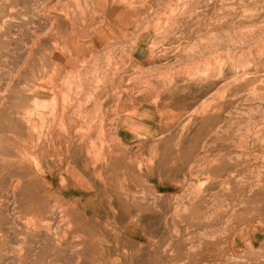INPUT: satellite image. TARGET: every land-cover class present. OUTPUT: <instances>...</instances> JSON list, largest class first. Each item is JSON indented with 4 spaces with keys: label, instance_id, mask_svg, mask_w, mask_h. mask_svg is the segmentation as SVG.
Here are the masks:
<instances>
[{
    "label": "rangeland",
    "instance_id": "rangeland-1",
    "mask_svg": "<svg viewBox=\"0 0 264 264\" xmlns=\"http://www.w3.org/2000/svg\"><path fill=\"white\" fill-rule=\"evenodd\" d=\"M47 1L0 0V264H93L97 233L91 230L97 218L84 208L100 203L88 201L96 193L114 194L117 211L128 196L143 194L150 219L181 227L196 264L205 258L206 264H264V0H225L209 8L208 0H162L160 15L146 9L140 16L145 23H130V33L109 29L113 44H121L117 51L72 58L50 49V28L42 22L52 16ZM98 1L95 16L103 28L108 7ZM70 8L75 14L82 9ZM116 10L110 17H117ZM148 15L153 17L147 21ZM166 16H172L170 23L186 18V29L175 21L169 29L160 28L157 23ZM139 36L151 48L159 47L152 53L147 46L141 53L144 59L155 54L158 64L134 61L133 41ZM109 58L116 69L110 75L104 62ZM113 81L118 89L109 88ZM121 89L147 104H166L164 119L150 124L148 170L138 169L141 130L130 142L133 147L125 148L115 134V124L124 117L116 120L108 112L104 121L96 115L98 120L89 124V109L99 108L92 98L120 97ZM65 108L68 121L81 114L74 121L76 133L62 124ZM157 177L161 181L153 185ZM79 178L87 184L75 186ZM157 191L182 195L159 201L153 196ZM206 240L213 241L207 254Z\"/></svg>",
    "mask_w": 264,
    "mask_h": 264
},
{
    "label": "crops",
    "instance_id": "crops-1",
    "mask_svg": "<svg viewBox=\"0 0 264 264\" xmlns=\"http://www.w3.org/2000/svg\"><path fill=\"white\" fill-rule=\"evenodd\" d=\"M106 6L108 8L105 10H109L110 3L106 2ZM119 25L120 28L115 25L113 26L121 31L126 30L125 32H129L131 28L128 22H126L125 25ZM138 41L135 47L132 48L134 61L136 60L138 65L145 67L147 66L145 61L149 62L148 65L150 67L158 64V62L153 63L157 60L155 57L158 56L152 54L155 51L149 46L147 40L141 37ZM147 46L151 48L152 53L148 55L149 59H144L141 57V53L147 50ZM118 84L117 81L109 83V88L118 89ZM135 98L130 96L118 98L113 95L93 98L95 102L91 104L94 106L98 105L99 108H92V110H89L92 114L95 113L94 110L97 112L95 114V120H98L96 115L100 118L99 120H105L104 118L107 117L108 112H110L109 115H115L117 117H115L116 120L120 119V117H124V120L117 121V124H115V134L125 148L132 146L130 144L132 138L138 135V130L142 131L143 137L140 142L143 143V145L138 146L137 151L141 150L143 170H148L150 166L148 164L149 159L146 158V152H148L146 147H148L149 144H146V140H148L150 136V124L152 121L164 119V110L162 108H165L166 104L161 102L165 105L162 107L163 105L160 104V102L147 104L144 101H140L145 99L138 100V98ZM187 99L188 96L183 97V102ZM121 110H126L128 113H122ZM116 111L117 113L115 114ZM74 119L76 118L74 117ZM76 120H78V118ZM88 120H90V118ZM123 147L121 146L119 148ZM69 148L81 147H79V145H72ZM163 152H165V150H163ZM157 179L158 182H152L154 183L153 185L161 181V177H157ZM179 195H182V193H169L163 191L153 193V196L159 201L166 199L170 201ZM113 196L115 195L108 193L93 194V197L88 201H99L100 203L95 204V207L92 205V208L89 207L91 204H87L84 208L87 215H92L94 211L92 216L95 220L97 218V225H94L95 232L97 233V241H94L96 247L94 249L95 252L92 254L94 255V258H92L93 264H196L193 252L187 251L190 240L187 239L186 235H182L181 227L178 228L175 225L162 224L160 220L156 218L150 219L148 216L150 209H148L147 199L143 194L142 196L136 197L133 195L132 197L128 196L127 203L120 204L121 209H118V211L114 209ZM115 210L117 212H115ZM123 217L125 221H122ZM255 242L256 241L253 240L251 243L255 245ZM230 245L232 247V245H235V242L232 244L230 243ZM212 248L213 241L206 240L203 242L202 249L204 252ZM87 261L88 260L85 259V263ZM203 261L207 262V259L205 258ZM205 262L201 264H206Z\"/></svg>",
    "mask_w": 264,
    "mask_h": 264
},
{
    "label": "bare ground",
    "instance_id": "bare-ground-1",
    "mask_svg": "<svg viewBox=\"0 0 264 264\" xmlns=\"http://www.w3.org/2000/svg\"><path fill=\"white\" fill-rule=\"evenodd\" d=\"M96 1H98V0H87V1H85V4H89V6H83V5H85L83 2H82V0H74V2H71V0H49V1H47V2H49V6L48 7H50L49 9L51 10L50 12H51V14L50 15H52L51 17H50V19L48 18V19H42V22H43V20H45L44 22H47V24L49 25V26H47V27H49L50 28V30H49V34H48V42H49V44H51V47H50V49H51V51L53 52V53H55V54H57V55H63V56H65V57H71L72 58V56H77V54H90V55H94L95 56V54L96 53H99V54H105V53H109V54H111V53H113L114 51H117V49H118V47L121 45H118V47H117V45H115V44H113V40H115V38H113L114 36H115V34H111L110 36L107 34V33H110V28H113L114 26L113 25H115V26H118L119 28H120V25L119 24H122L121 23V20L120 19H123L124 18V21H125V23L126 22H128L129 23V26H131L130 25V23H133V24H138L137 26H139L140 24H142L141 22H142V20L140 19V16H141V14H144L145 13V11H146V9L148 10V9H150V12L151 13H149L150 15H160V11H159V7H162V6H164L165 4L162 2V0H99L98 2L101 4V6L102 7H104V6H106V2H109L110 3V9L109 10H106V11H108V12H106L103 16H105V19H107L108 20V25L107 26H105V27H101L100 25H99V21L97 20V15H96V13H98L99 12V7H98V3H97V6H96ZM177 1V0H176ZM215 1V2H214ZM208 0V1H206L205 2V5H206V7H213L214 5H215V3L218 5V6H223L224 4H225V0ZM232 1V0H231ZM31 2H32V0H31ZM43 2H44V0H43ZM47 2L45 3V6L47 5ZM179 2V1H178ZM199 2V1H198ZM229 2H230V0H229ZM34 3V2H33ZM33 3H31V4H29V5H32ZM37 3V2H36ZM188 3H189V1H188ZM72 4H74V7H75V9H77L76 7H80V8H82L80 11H82V12H77L78 14H75V13H72V12H70L69 11V9H71L70 7H71V5ZM37 5V4H36ZM39 5H41V4H39ZM76 5V6H75ZM44 7V6H43ZM175 7H176V5H175ZM34 8V7H33ZM117 9L116 11H117V13H115L114 11H113V13L114 14H116L117 15V17H110V13L112 12V10L113 9ZM45 9V8H44ZM163 9V8H162ZM35 10H37V9H35ZM39 10V9H38ZM158 10V11H157ZM49 11V10H48ZM47 11V12H48ZM78 11V10H77ZM168 11V10H167ZM39 12V11H38ZM45 12V11H44ZM74 12V11H73ZM119 12V13H118ZM32 13H34V12H32ZM190 13V12H189ZM48 14V13H47ZM39 15V14H38ZM96 15V16H95ZM101 15V14H100ZM146 15V14H145ZM150 15H148V17L150 16ZM162 15V14H161ZM164 15V14H163ZM166 15V14H165ZM172 15V14H171ZM189 15V14H188ZM188 15H186V16H188ZM261 15V14H260ZM36 16V15H35ZM153 16H150L148 19H147V21L151 18V17H153ZM42 17V16H41ZM41 17L39 18V20L38 21H41L40 19H41ZM146 17V16H145ZM144 17V18H145ZM170 17H172V16H170ZM170 17H168V16H166V17H164V18H161V20L157 23V22H155V23H157V24H160V28L163 26H166L167 27V29H169V27L168 26H170V25H173L172 23L174 22V24H176V23H178L179 25H181L182 26V29L184 30V29H186V27L185 26H187L188 25V23H187V19L186 18H176V20H173V22L172 23H170V21H171V19L172 18H170ZM43 18V17H42ZM116 20H115V19ZM147 18V17H146ZM101 19V18H100ZM126 19V20H125ZM35 20V19H34ZM37 20V19H36ZM106 20V21H107ZM191 20V19H190ZM193 20V19H192ZM33 21V20H32ZM103 21V20H102ZM131 21V22H130ZM34 22V21H33ZM37 23V22H36ZM143 23H145L144 22V20H143ZM33 24H35V23H33ZM32 24V25H33ZM44 24V23H43ZM41 25V24H40ZM105 25V24H104ZM122 25H124V24H122ZM145 25V24H144ZM148 25V24H147ZM36 26V25H35ZM38 26V25H37ZM42 27V26H41ZM45 27V26H44ZM46 27V28H47ZM34 28V27H33ZM48 28V29H49ZM137 28V27H136ZM146 28V27H145ZM35 29V28H34ZM37 29V28H36ZM42 29V28H41ZM45 29V28H44ZM47 29V30H48ZM116 29V28H115ZM139 29V28H138ZM149 29V28H148ZM151 29V28H150ZM38 30V29H37ZM46 30V31H47ZM136 30V29H135ZM36 31V30H35ZM144 31V30H143ZM148 31V30H147ZM40 32H41V30H40ZM48 32V31H47ZM158 32V31H157ZM7 33V32H6ZM45 33V32H44ZM130 33V32H129ZM40 34H42V32L40 33ZM141 34V33H140ZM140 34H138V35H140ZM24 35V34H23ZM47 35V34H46ZM127 35V34H126ZM137 35V36H138ZM30 37H31V35H30ZM43 37V36H42ZM85 37H89V38H91V40H87V39H85ZM126 37V36H125ZM40 38V37H39ZM141 39V37L139 36V38L137 39V40H135V41H133V42H136V43H138L139 41L138 40H140ZM31 40H33V37H32V39ZM88 41V43H87V41ZM130 41V40H129ZM124 42H126V41H124L123 40V44H124ZM257 44V43H256ZM124 46V45H123ZM122 46V47H123ZM127 46V45H126ZM130 47V46H129ZM129 47H127V48H129ZM134 47H135V45H134ZM133 47V48H134ZM121 48V47H120ZM126 48V47H125ZM125 48H123V50H126ZM153 48V50L155 51V49H158L159 47H152ZM155 48V49H154ZM22 49V48H21ZM177 49H181V48H177ZM26 51V50H25ZM25 51H24V53H25ZM61 51H62V53H61ZM127 51H129V50H126V52ZM131 52V51H130ZM31 53V52H30ZM25 55V54H24ZM130 55H131V53H130ZM86 56V55H85ZM99 57H100V55H99ZM85 58V57H84ZM246 58V57H245ZM58 59V58H57ZM60 59V58H59ZM100 59V58H99ZM105 58H103V60H104ZM63 60V59H62ZM24 61V60H23ZM64 61V60H63ZM105 63L107 62V65H106V67H108L109 68V70H108V68L106 69L107 70V72L109 71H113V69H115V66H114V61H111L110 60V58L109 59H107V61H104ZM195 63V62H194ZM35 64H37V63H35ZM118 64V63H117ZM196 64V63H195ZM105 65V64H104ZM104 65L102 66V67H104ZM118 67V66H117ZM183 67V66H182ZM113 68V69H112ZM194 68V67H193ZM101 69H103V68H101ZM190 69V68H189ZM105 70V71H106ZM182 70H184V69H182ZM102 71V70H101ZM104 71V70H103ZM115 71H116V69H115ZM39 72V71H38ZM37 72V73H38ZM109 72H108V75H110L109 74ZM110 72V73H111ZM102 73V72H101ZM104 73V72H103ZM113 73V72H112ZM111 73V74H112ZM172 73V72H171ZM105 74V73H104ZM25 75V74H24ZM107 75V76H108ZM160 75V74H159ZM158 75V76H159ZM157 77V76H156ZM34 78V77H33ZM150 79V78H149ZM21 80V79H20ZM27 80V79H26ZM29 81V80H28ZM147 81H149V80H147ZM33 82V81H32ZM114 82V81H113ZM18 85H19V83H18ZM17 85V86H18ZM24 85V84H23ZM22 86V85H21ZM20 86V87H21ZM15 87H16V84H15ZM145 87H147L146 85H145ZM140 89H142V88H140ZM89 90H92L91 88H89ZM122 90V89H121ZM119 91L118 93H121L120 94V97H118V98H122V97H124L125 95H126V91ZM22 91V90H21ZM133 91V90H132ZM13 92H15V91H13ZM99 92V91H98ZM137 92H138V90H137ZM30 93V92H29ZM96 94V93H95ZM115 95V94H114ZM95 96H97V94L95 95ZM93 97V96H92ZM91 97V98H92ZM94 98V97H93ZM92 98V99H93ZM38 99V98H37ZM116 105V104H115ZM118 106V105H117ZM30 107V106H29ZM38 107V106H37ZM31 108V107H30ZM29 108V109H30ZM112 108V107H111ZM89 109V108H88ZM22 110V109H21ZM24 110V109H23ZM84 110V109H83ZM82 110V111H83ZM91 110V109H90ZM66 108H65V112L62 114V116L60 117L61 118V120H62V124H63V122H67V123H69L70 125H69V127H68V129H71V130H74L75 131V133H76V130H78V128H79V126H75V120L78 118H80V116H81V114H80V112H77V115L75 116V120L74 121H70V119H69V121H68V115L66 114ZM71 111V110H70ZM86 111V110H85ZM85 111H84V113H85ZM88 111V110H87ZM86 111V112H87ZM38 112V111H37ZM94 112H95V110H94ZM25 113H26V110H25ZM59 113V112H58ZM70 113H72V111L70 112ZM89 113H90V111L88 112V115H89ZM40 113H37V114H34V116L35 115H39ZM47 115L48 114H43V116H46V118L45 119H48L49 120V118L47 117ZM59 115V114H58ZM87 114H86V117L88 116ZM91 115V117H90V120L91 121H89V124L90 123H93L92 121H95V119L94 120H92L93 118H92V114H90ZM89 115V116H90ZM41 116V115H40ZM53 116V115H52ZM51 116V117H52ZM74 116V115H73ZM89 116L87 117V118H89ZM38 117V116H37ZM55 117H58L57 115H54L52 118H55ZM40 118V117H39ZM51 118V119H52ZM69 118H70V116H69ZM94 118H95V115H94ZM117 118V117H116ZM42 119V118H41ZM57 119V118H56ZM86 119V118H85ZM112 119V118H111ZM84 120V119H83ZM60 121V120H59ZM104 121V120H103ZM102 121V122H103ZM115 121V120H114ZM48 122V121H47ZM85 122V121H84ZM54 123V122H53ZM104 123V122H103ZM119 123V122H118ZM55 124V123H54ZM66 123H64V125H65ZM86 124H87V122H86ZM48 125V124H47ZM78 125V124H77ZM80 126H82V125H80ZM103 126H105V125H103ZM50 127V126H49ZM262 127H264V126H262ZM53 128V127H52ZM66 128V127H65ZM86 128V127H85ZM67 129V128H66ZM83 129V128H82ZM91 129V128H90ZM64 130V129H63ZM94 130V129H93ZM117 130V129H116ZM65 131H67V130H65ZM82 131V130H81ZM88 131V130H87ZM103 131H104V129H103ZM50 132V131H49ZM56 132V131H55ZM69 132V131H68ZM90 132V131H89ZM116 132V131H115ZM55 134V133H54ZM93 134V133H92ZM74 135H76V134H74ZM105 135V134H104ZM50 136H52V135H50ZM59 136V135H58ZM71 136H72V134H71ZM84 136V135H83ZM87 136V135H86ZM61 137H62V135H61ZM66 137V136H65ZM68 137V136H67ZM117 137V136H116ZM69 138V137H68ZM95 138V137H94ZM99 138V137H98ZM106 139H108V138H106ZM113 139V138H112ZM76 140V139H75ZM95 140V139H94ZM69 141V140H68ZM90 143V142H89ZM73 144V143H72ZM91 144V143H90ZM113 144V143H112ZM47 145H48V143H47ZM50 145V144H49ZM48 145V146H49ZM109 145H111L110 143H109ZM108 145V146H109ZM70 146H72V145H68V146H66V147H70ZM94 148V147H93ZM100 149H102V148H100ZM117 149V148H116ZM64 150V149H63ZM70 150V149H69ZM72 150V149H71ZM103 150V149H102ZM119 150V149H118ZM90 151V150H89ZM99 151V150H98ZM107 151V150H106ZM116 151V150H115ZM121 151V150H120ZM119 151V152H120ZM70 152V151H69ZM91 152V151H90ZM97 152V151H96ZM101 152V151H100ZM109 152H110V150H109ZM64 153H65V151H64ZM140 153V152H139ZM71 154V153H70ZM87 154V153H86ZM110 154V153H109ZM108 154V155H109ZM138 154V153H137ZM68 157H69V155H68ZM102 157V156H101ZM235 157V156H234ZM226 159V158H225ZM231 159V158H230ZM66 161V160H65ZM92 161H94V160H92ZM96 161V160H95ZM118 162V161H117ZM123 162V161H122ZM225 162H226V160H225ZM120 162H118V164H119ZM137 163V162H136ZM126 164V163H125ZM65 165V164H64ZM58 166V165H57ZM115 166V165H114ZM129 166H130V164H129ZM39 167V166H38ZM53 167V166H52ZM76 167H80V165H76ZM107 167V166H106ZM119 168H120V166H118ZM131 167V166H130ZM140 167L141 168H143V164H142V162H141V166L139 165L138 166V169H140ZM114 168V167H113ZM43 169V168H42ZM102 169V168H101ZM131 169V168H130ZM37 170V169H36ZM118 170H120V169H118ZM144 171V170H143ZM38 172V171H37ZM53 172V171H52ZM65 172V171H64ZM110 172V171H109ZM127 171L125 170V173H126ZM141 172H142V170H141ZM105 173H107V171L105 172ZM130 173H131V171H130ZM136 173H137V171H136ZM143 173V172H142ZM141 173V174H142ZM41 174V173H40ZM56 174H58V173H56ZM109 174H111V173H108V175ZM120 174V173H119ZM127 174V173H126ZM144 175H145V173H144ZM42 176V175H41ZM125 176V175H124ZM133 176V175H132ZM137 177H138V175H136ZM46 177L47 178H50V173H47L46 172ZM109 177H111V176H109ZM136 177V178H137ZM76 178V177H75ZM87 178V177H86ZM117 178L118 177H116L115 179L117 180ZM130 178V177H129ZM84 178H79L76 182L74 181L73 182V184L75 185V186H81V184H87V182H81L82 180H83ZM98 179V178H97ZM110 179V178H109ZM119 179H121L122 180V177L121 178H119ZM118 179V180H119ZM126 179V178H125ZM51 180V179H50ZM64 180H66V179H64ZM143 180V179H142ZM72 181V180H71ZM133 181V180H132ZM139 181L142 183V181L139 179ZM144 182V181H143ZM115 183V182H114ZM51 184H52V182H51ZM66 184V183H65ZM72 185V184H71ZM89 185V184H88ZM91 185V184H90ZM144 185V184H143ZM147 185V184H146ZM140 187H141V185H139ZM138 186V187H139ZM15 187V186H14ZM139 187V188H140ZM145 188V187H144ZM69 189H72V188H69ZM106 189V188H105ZM120 189V188H119ZM73 190V189H72ZM71 190V191H72ZM83 190H79V192H82ZM107 192V191H106ZM125 192V191H124ZM89 193V192H88ZM92 193V192H91ZM122 193V192H121ZM90 194V193H89ZM142 194V193H141ZM91 196V195H90ZM137 196H139V195H137ZM131 197H132V195H131ZM73 198V197H72ZM64 199V198H63ZM71 199V198H70ZM91 199V198H90ZM72 200V199H71ZM70 201V200H69ZM125 202H127V201H125ZM8 203H10V202H8ZM67 203H69V202H67ZM129 203V202H128ZM131 203H132V201H131ZM23 204V203H22ZM72 205V204H71ZM87 205V204H86ZM132 205V204H131ZM54 206V205H53ZM52 206V207H53ZM77 206V205H76ZM141 206V205H140ZM89 207H91V206H89ZM111 207V206H110ZM88 208V207H87ZM65 209V208H64ZM69 209H72V208H69ZM125 209V208H124ZM11 210V209H10ZM77 210V209H76ZM75 210V211H76ZM73 211H74V209H73ZM78 212H79V208H78ZM52 213V212H51ZM61 213V212H60ZM59 213V214H60ZM75 213V212H74ZM86 213V212H85ZM93 213H94V211H93ZM93 213H92V215H93ZM40 214V213H39ZM69 214V213H68ZM67 214V215H68ZM76 214V213H75ZM79 214H80V212H79ZM84 214V213H83ZM43 215V214H42ZM51 215V214H50ZM62 215V214H61ZM86 215V214H85ZM44 216V215H43ZM47 216V215H46ZM45 216V217H46ZM63 216V215H62ZM65 216V215H64ZM71 216V215H70ZM78 216V215H77ZM90 216V215H89ZM2 217V216H1ZM5 217V216H4ZM52 217V216H51ZM54 217V216H53ZM66 217V216H65ZM73 217V216H72ZM71 217V218H72ZM75 217H76V215H75ZM60 218V217H59ZM86 217H84V219H85ZM61 219V218H60ZM87 219V218H86ZM3 220V219H2ZM46 220V219H45ZM88 220V219H87ZM42 221V220H41ZM78 221H79V219H78ZM88 221H90V219L88 220ZM76 222V221H75ZM74 222V223H75ZM19 223V222H18ZM67 223V222H66ZM136 223V222H135ZM28 224V223H27ZM76 224V223H75ZM131 224H133V223H131ZM139 224V223H138ZM88 225H90V224H88ZM208 225V224H207ZM252 225V224H251ZM77 226V225H76ZM81 226V225H80ZM83 226V225H82ZM81 226V227H82ZM86 226V225H85ZM135 226V225H134ZM89 227V226H88ZM140 227V226H139ZM71 228V227H70ZM85 228V227H84ZM93 228V227H92ZM100 228V227H99ZM250 230V229H249ZM91 232H94V235H96L95 234V231H92L91 230ZM75 233V232H74ZM80 233V232H79ZM73 234V233H72ZM78 234V233H77ZM92 234V233H91ZM189 234V233H188ZM79 235V234H78ZM192 235V234H191ZM46 236V235H45ZM55 236V235H54ZM57 236H59V234L57 235ZM65 236V235H64ZM69 236V235H68ZM214 236V235H213ZM67 237V236H66ZM55 238V237H54ZM8 239V238H7ZM78 239L79 238H77V241H78ZM226 240V239H225ZM254 240V239H253ZM65 241V240H64ZM72 242V241H71ZM228 242V241H227ZM252 241L250 240V243H251ZM246 243V242H245ZM4 244V243H3ZM7 244V243H6ZM71 244V243H70ZM76 244V243H75ZM78 244V243H77ZM89 244V243H88ZM257 244H258V242H257ZM69 245V244H68ZM245 245V244H244ZM248 245H249V243H248ZM70 246V245H69ZM252 246V245H251ZM140 247H142V246H140ZM247 247V246H246ZM253 247V246H252ZM261 247H263L264 248V246H261ZM71 248V247H70ZM76 248V247H75ZM99 248V247H98ZM98 248H97V250H98ZM27 249V248H26ZM100 249V248H99ZM39 250V249H38ZM257 250H259V249H257ZM261 250V249H260ZM73 251V250H72ZM78 252V251H77ZM234 252V251H233ZM11 254V253H10ZM6 255V254H5ZM72 255V254H71ZM77 255V254H76ZM90 255H91V253H90ZM8 256V255H7ZM6 256V257H7ZM235 256V255H234ZM73 258H75V257H73ZM72 258V259H73ZM20 259V258H19ZM22 259V258H21ZM89 259V258H88ZM96 259H98V258H96ZM235 259V258H234ZM264 259V258H263ZM75 260V259H74ZM81 260V259H80ZM71 261V260H70ZM69 261V262H70ZM78 261H79V258H78ZM82 261V260H81ZM80 261V262H81ZM21 262V261H20ZM72 262V261H71ZM76 263V262H75ZM74 263V264H75ZM95 263H97V262H95Z\"/></svg>",
    "mask_w": 264,
    "mask_h": 264
}]
</instances>
